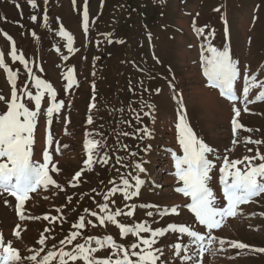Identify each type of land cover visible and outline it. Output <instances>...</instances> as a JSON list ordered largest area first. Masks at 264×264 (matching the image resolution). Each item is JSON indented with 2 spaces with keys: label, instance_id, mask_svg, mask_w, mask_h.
<instances>
[{
  "label": "rangeland",
  "instance_id": "obj_1",
  "mask_svg": "<svg viewBox=\"0 0 264 264\" xmlns=\"http://www.w3.org/2000/svg\"><path fill=\"white\" fill-rule=\"evenodd\" d=\"M36 2L38 8L34 10L26 0H0V50L5 54L6 63L18 73V89L27 86L29 91H35L33 81L23 66L11 62L10 42L3 32L13 37L18 54L22 52L25 55L33 72L51 83L57 90L58 99L65 102L61 112L54 114L52 125L47 124L44 116L40 117L34 130L33 159L42 161L49 134L54 141L68 147L62 149V155L54 156L60 173H51L63 190L54 186L46 191L38 190L30 194L31 198L25 204L26 217L40 219L20 221L12 204L6 205L0 200V232L7 240L14 241V247L23 256L30 254L28 249L40 247L37 242L42 235L46 238L45 251L53 245L62 247L59 241L73 230L71 226L80 216L92 219L98 225L82 230L85 235L101 238L112 235L118 243L125 244L134 240L131 236L127 240L122 239L115 225L99 226V221L84 210L98 211V203L103 202L102 194L115 186L110 181L119 184L121 173L138 174L133 165L141 160L146 169V174H141L146 181L141 194L134 201H122L119 193L112 197L115 203H110V208L113 210L133 202L137 204L133 217L121 216L118 220L126 225L148 220L153 228L166 226L169 222L192 223L194 217L186 208L179 216L150 218L146 212L155 209L139 207L141 203H155L163 208L190 202L189 198L174 191L182 186V182L174 175L171 152L183 154L175 127L179 123L175 93L188 98V119L200 125L207 142L216 149V154L209 157L216 164L210 173V187L218 196L222 193L219 167L225 155L229 160L252 157L257 151L264 155V143L256 145L245 140L250 137L264 141V102L249 103L247 113L243 111V103L238 105L241 108L238 120L251 131L239 129L238 142L232 144L230 119L233 114L228 103L218 98L216 91L204 87L203 76V61L210 55L209 47L222 50L227 46L242 69L247 67L249 75L256 74L258 79L264 80V0ZM15 3L21 5L22 12L17 10ZM85 7L89 13L87 32L83 28ZM217 8L219 11L215 10ZM45 12L47 28L43 20ZM38 13L37 23H33L31 16ZM61 25L73 36L72 53L67 51V42L59 35ZM197 28L203 32L198 33L195 31ZM33 31L39 40L32 36ZM69 70L73 71L74 78L71 89L66 87L67 82L63 78ZM237 86L242 94V78L237 81ZM258 91L252 90L250 99L254 100ZM0 95L7 98L11 95L2 69ZM194 108L197 119L192 121ZM5 111L6 105L0 102V114ZM144 112L150 115L145 116ZM89 116L92 124L87 122ZM145 127L149 129L150 137H144L140 131ZM86 139L102 141L104 147L98 151L101 155L109 154L107 165L97 164L88 170L83 164ZM145 148L147 152L143 151ZM133 152L137 155L132 156ZM118 157L123 158L120 164L115 162ZM122 164L129 166L122 167ZM239 167L243 168V165ZM81 169L83 173L78 186H70L69 181ZM69 196L72 197L71 202L68 201ZM240 208L241 213L227 218L216 234L226 240L247 244L250 248H264V194ZM128 210L124 208V211ZM45 215L57 219L44 220ZM17 224L21 225L19 239L13 235ZM175 239L169 234L164 243L175 242ZM250 248H228L214 257L206 256L204 264H264V253L252 252ZM98 255L107 256L108 252Z\"/></svg>",
  "mask_w": 264,
  "mask_h": 264
},
{
  "label": "snow or ice",
  "instance_id": "obj_2",
  "mask_svg": "<svg viewBox=\"0 0 264 264\" xmlns=\"http://www.w3.org/2000/svg\"><path fill=\"white\" fill-rule=\"evenodd\" d=\"M26 3L34 10L38 8L36 0H26ZM14 6L22 12L19 3H15ZM215 10L219 11V8ZM38 15L39 13L31 16L33 23H37ZM43 20L47 28L46 12ZM88 24L89 13L85 7L83 11L85 32L88 30ZM20 26L23 27V25ZM195 31L202 33L203 29L197 28ZM3 35L10 42L11 62L23 66L33 81L35 91H29L27 86L22 90L17 88L18 73L6 63L5 54L0 50V69L6 73L7 82L11 88L10 98L0 95V102L6 105V111L0 114V200H3L6 205L12 204L20 221L40 219V217H26L25 204L31 198L30 194L38 190L46 191L50 186L63 190L51 173H60L61 169L57 167L58 161H55L54 156L62 155V149L68 146L60 145L49 134L47 147L42 152V161L38 162L33 159L34 130L41 116L46 118L49 126L52 125L54 114L61 112L65 102L58 99L57 90L51 83L33 72L25 55L22 52L18 54L13 37L6 32H3ZM59 35L66 40L67 51L74 52L73 36L62 25L59 28ZM227 35L228 30L225 28V36ZM32 36L39 40L36 32L33 31ZM208 51L210 55L203 61L204 87L216 91L218 98L228 103L233 114L230 119L232 144H236L239 129L251 131L239 122L241 108L238 105L243 103V111L247 113L249 103L264 102V80L258 79L256 74L249 75L247 67L242 69L239 62L233 59L229 47L225 46L220 50L210 46ZM63 78L67 82L66 87L71 89L74 83L73 71L69 70ZM241 78L243 79L242 94L237 86V81ZM172 88L175 93V86L172 85ZM255 89L259 91L253 100L250 99V92ZM175 96L179 115V123L175 127L183 154L171 152L175 167L174 175L179 182H182V186L176 187L174 191L189 198L190 202L183 206L174 205L163 208L155 203H141L139 207L155 209V211L146 212V216L150 218L179 216L183 208H186L194 217L191 224L169 222L166 226L153 228L148 220L135 222L132 225H126L118 220L121 216L133 217L137 204L133 202L113 210L110 208V203H115L112 197L119 193L122 201H134L141 194V189L146 182L141 175L146 174V169L143 167L144 161L141 160L133 165L134 171L138 174L121 173L119 184L110 181L115 186L108 188L102 194L103 202L98 203V211L84 210L88 216L99 221V226L115 225L122 239L127 240L131 236L135 238L134 240H128L125 244L118 243L112 235H106L103 238L85 235L82 230L89 226L96 228L98 225L92 219L86 220L85 216H80L78 221L72 224L73 230L59 241L62 247L57 248L53 245L51 249L45 251L46 238L42 235L37 242L40 247L28 249L30 254L27 256H23L20 250L14 247V241L7 240L0 232V264H204L206 256L214 257L218 252H226L228 248L249 249L250 246L247 244L219 237L216 231L221 229L227 218H234L241 213V205H246L264 194V155L257 151L255 156L235 160H229V157L225 155L222 166L219 167L222 193L218 196L210 187L212 179L210 173L216 164L209 157L216 154V149L207 142L200 125L188 119L189 113L186 111L188 98L179 93H175ZM42 104L45 105L44 108ZM92 107L95 105L93 104ZM144 115L149 116L150 113L144 112ZM191 118L192 121L197 119L195 108L191 112ZM87 122L93 123L91 116L88 117ZM140 131L144 137L151 136L147 127ZM245 140L247 143L256 145L264 143V141L252 140L250 137H246ZM102 147L104 145L100 140L86 139L84 141L83 149L86 159L83 160V164L88 170H92L97 164L101 166L108 164L109 154L105 152L101 155L98 151V148ZM143 151L147 152L148 149L145 148ZM131 155L136 156L137 153L133 152ZM122 159L118 157L115 162L120 164ZM255 160L261 162L253 163ZM240 165H243V168L239 167ZM82 173L83 169L75 173L69 181L70 186H78ZM93 191L97 190L93 189ZM71 200L72 197L69 196L68 201L71 202ZM124 208L129 210L124 211ZM57 211L62 210L57 209ZM43 219L55 221L57 217L50 218L45 215ZM152 222L155 223L156 220L153 219ZM20 227L21 225L17 224V230L13 232L17 239L21 236L18 230ZM169 234L176 237L175 242L164 243V239ZM250 250L264 253V248H250ZM104 251L108 252L107 256L98 255Z\"/></svg>",
  "mask_w": 264,
  "mask_h": 264
},
{
  "label": "bare ground",
  "instance_id": "obj_3",
  "mask_svg": "<svg viewBox=\"0 0 264 264\" xmlns=\"http://www.w3.org/2000/svg\"><path fill=\"white\" fill-rule=\"evenodd\" d=\"M211 99V98H210ZM211 101V100H210ZM208 104V103H207Z\"/></svg>",
  "mask_w": 264,
  "mask_h": 264
}]
</instances>
